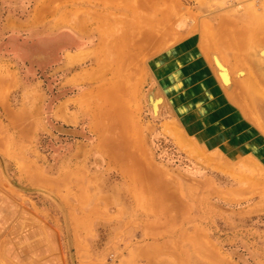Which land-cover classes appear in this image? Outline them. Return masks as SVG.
Returning a JSON list of instances; mask_svg holds the SVG:
<instances>
[{"label": "rangeland", "instance_id": "1", "mask_svg": "<svg viewBox=\"0 0 264 264\" xmlns=\"http://www.w3.org/2000/svg\"><path fill=\"white\" fill-rule=\"evenodd\" d=\"M114 1L0 0V264H264V96L242 107L261 128L151 106L160 88L174 94L155 63L188 37L219 77L214 57L264 93V0H142L139 30L155 10L170 22L118 48L96 18L108 5L114 24L128 18V0Z\"/></svg>", "mask_w": 264, "mask_h": 264}, {"label": "crops", "instance_id": "2", "mask_svg": "<svg viewBox=\"0 0 264 264\" xmlns=\"http://www.w3.org/2000/svg\"><path fill=\"white\" fill-rule=\"evenodd\" d=\"M199 44L200 41L198 38L188 37L180 45L172 47L158 58V61L155 63V78L163 90L171 89L174 93L172 99L169 100L164 96L162 89H159L158 93L160 98L163 99L160 109L162 106H166L168 112L179 122L184 121L186 118L190 120L188 121L190 123L214 125L220 124L221 122L241 121V116H243L245 119L247 118L246 120L253 121L256 128H259L257 126V120L251 114H248V112L246 113L242 107L250 106L252 108L249 97H253V103L255 105L259 104V100L255 96L257 94L264 96V93L259 90L258 83L260 81L258 80V83H256L253 77L248 76L238 79L235 78L232 79L229 88L225 87L219 75L213 72L212 68H209L210 66L208 67L205 56L203 57L200 54V50L197 47L200 46ZM14 47L17 48V44ZM262 71H264V67H262ZM227 100L231 105L228 106V103H226ZM261 125H263L262 121ZM193 134L203 137L197 131ZM224 138L226 136L222 132H217L215 135L210 136V140H212L214 146L224 145L222 142ZM246 138L251 140V150H254L260 141H262L260 140L261 138L255 137L249 131L246 132L244 140ZM247 146L246 144H240L236 148L245 150ZM250 149L248 148V150ZM259 152V149L256 150V153Z\"/></svg>", "mask_w": 264, "mask_h": 264}, {"label": "bare ground", "instance_id": "3", "mask_svg": "<svg viewBox=\"0 0 264 264\" xmlns=\"http://www.w3.org/2000/svg\"><path fill=\"white\" fill-rule=\"evenodd\" d=\"M86 0H82V2H85ZM110 1H113V3H114V5L115 6H117V4H116V2L114 1V0H110ZM124 7H125V9H127V11H128V13H129V15H128V18H126V19H118V24L119 25H116V24H114V22H113V19L115 18L114 16H115V14L114 13H112V7L110 6V5H108L107 6V10L108 11H106L105 13V15H103V14H93V17H95L96 15H97V17L96 18H99L100 16H101V19H98V20H100V27L101 28H105V27H108V26H110V28H111V31L114 33V34H111V35H108L107 37H110V38H112V39H114V41H115V43L117 44V48L118 47H120V45L121 44H126L128 41H131V42H133V43H135V44H137V45H140L141 43H142V38L143 39H145L146 41H148V43H150V39L151 38H156L154 35L155 34H159V32H161L162 30H165V28L168 26V24H169V22H170V18H171V12H168V11H164V10H155L154 12H153V15L155 16V18H153L152 20H146V18L144 17V22L143 23H145V26H146V28H145V30H143V31H141V30H139V28L140 29H142V7H143V4H142V0H128L127 2H126V4H124ZM160 14V15H159ZM169 16H170V18H169ZM104 17H105V19H104ZM164 17V18H163ZM167 18V20H165ZM86 20H87V18L86 17H81V19H79L78 20V24H79V26L80 27H82V28H85V23H86ZM166 21V22H165ZM118 31V32H117ZM115 32H117V33H115ZM159 38H160V36H159ZM159 38H157V40L159 39ZM150 45V44H149ZM192 47V46H191ZM199 49L198 50H200V52H203V54H202V56L204 57L205 56V58L208 60V61H206V63L208 64V62L210 63V60H209V58H208V56H207V54L206 53H204V48H203V45L202 46H197ZM195 48V47H194ZM114 49H115V47H114ZM195 50V49H194ZM80 54H82L81 52H79ZM185 54V53H184ZM77 55H78V53H77ZM83 55V54H82ZM82 55H78L79 57H82ZM186 55V54H185ZM83 56H85V54L83 55ZM258 56H259V58L261 59V60H263L264 61V48H262L260 51H259V53H258ZM184 57V56H183ZM77 58V56H71L70 57V55L68 56V59H70V60H73V59H76ZM84 57H82L81 59H83ZM180 58H182V57H180ZM201 58V57H200ZM78 59H80V58H78ZM80 59V60H81ZM194 59V58H193ZM205 59V60H206ZM85 60V59H84ZM182 60V59H181ZM181 60H179V61H181ZM198 60V59H197ZM74 61V60H73ZM78 61V60H77ZM78 62H80V61H78ZM187 62V61H186ZM191 64V63H190ZM204 64V63H203ZM207 64H206V66H207ZM216 64V66L218 67V69H219V73H220V78H221V81H222V83L225 85V86H229L230 84H231V81H232V76L230 75V71H229V69L225 66V65H223L222 64V62H220V60L218 59V58H216V57H214V65ZM187 67V66H186ZM191 67V66H190ZM194 67V66H193ZM208 67H209V64H208ZM189 68V67H188ZM209 68H211V67H209ZM194 69H195V67H194ZM205 69V68H204ZM203 69V70H204ZM189 70V69H188ZM201 71V70H200ZM197 72H199V71H197ZM202 72V71H201ZM214 72V71H213ZM215 73L217 74V71H216V69H215ZM245 74H247V71H238V72H236L235 73V76L236 77H242V76H245ZM185 75H186V73H185ZM181 76V75H180ZM192 76V75H191ZM190 76V77H191ZM193 80V79H192ZM200 80V79H199ZM186 84V83H185ZM183 87V86H182ZM181 87V88H182ZM120 91H123V90H119V91H117V92H119L120 93ZM116 92V93H117ZM5 93V92H4ZM121 95V94H120ZM114 96H118V94H116L115 95V91H114ZM106 97V96H105ZM111 97H113L112 95H110V98ZM115 98V97H114ZM151 98V97H150ZM113 99V98H112ZM111 99V101L113 102L114 101V103L116 102V103H119L120 101L119 100H117L118 99V97H116V99H113L112 100ZM84 101V100H83ZM117 101H119V102H117ZM162 102V99L161 98H159L158 96H156V97H154V99L152 98V102H151V106H152V109H153V112H154V114H158V112H159V106H160V103ZM116 103L113 105V103H112V105L113 106H116ZM122 105V103L120 104V106ZM117 106H119V105H117ZM119 106V107H120ZM119 107L117 108V109H119ZM123 107H121V109H122ZM200 113V112H199ZM117 118V117H116ZM116 118H114V121H115V119ZM120 118V116L117 118V119H119ZM116 119V120H117ZM257 120V126L259 127V128H261L262 127V125H261V123H260V119H256ZM113 121V120H112ZM112 123H114V122H111V126L114 128V129H116V126L117 125H112ZM114 124H117V123H114ZM109 125V124H108ZM172 128V127H171ZM110 131H113L112 129L110 130ZM169 132V131H168ZM115 134V133H114ZM120 134V133H119ZM173 134V133H172ZM174 135L175 136H177V135H179V138H178V143H180V145L181 144H183V145H186L185 143L187 142V140H185L184 138H183V136L182 135H180L179 133H178V131L176 130L175 132H174ZM116 136V135H115ZM122 136V135H121ZM121 136L119 137V139L121 138ZM118 137H116V138H118ZM116 140V139H115ZM117 142H118V140H117ZM195 147V146H194ZM198 147V146H197ZM197 147H195L196 149H197ZM133 148V147H132ZM139 148V147H138ZM141 148V147H140ZM193 148V147H192ZM253 149V148H252ZM136 150V149H135ZM141 150V149H140ZM190 150V149H189ZM142 151V150H141ZM141 154V153H140ZM204 155V154H203ZM141 156V155H140ZM216 159V158H215ZM218 159V158H217ZM216 159V160H217ZM211 160V159H210ZM216 162V161H215ZM217 162H219V159H218V161ZM216 162V163H217ZM138 170V169H137ZM136 171V170H135ZM140 170H138V171H136V172H139ZM134 173V172H133ZM132 173V175H133V177L135 176L134 174H137V173H134L133 174ZM142 174V173H141ZM141 174L139 173V174H137L139 177L141 176ZM158 174L156 173V176H157ZM161 175V174H160ZM146 177H147V175H145ZM149 176V180H148V182L150 181V179H151V181L153 180H156V178L154 177V176H150V174L148 175ZM159 176V175H158ZM139 177H136L135 176V179H136V181H137V179L139 180L140 178V180L142 181V179H148V178H142V176L139 178ZM157 179H158V177H157ZM163 184H165V183H163ZM162 183H160V186H163V187H166L167 185L165 184V185H163ZM37 188H40L41 189V187H37ZM162 188L160 187L159 189H157L156 190V192H155V194H158L159 196L162 194L161 192H163L164 190H161ZM45 190V189H44ZM47 191V190H46ZM157 192H159V193H157ZM159 196H158V198H159ZM161 197H163L162 195L160 196V199H162ZM170 200H172V198L171 199H169V201ZM61 201V200H60ZM163 202H164V199L162 200ZM165 201L167 202V200L165 199ZM168 201V202H169ZM173 201H171V202H169L170 203V205H169V208H170V206H172L173 207V203H172ZM171 203H172V205H171ZM168 208V207H167Z\"/></svg>", "mask_w": 264, "mask_h": 264}, {"label": "water", "instance_id": "4", "mask_svg": "<svg viewBox=\"0 0 264 264\" xmlns=\"http://www.w3.org/2000/svg\"><path fill=\"white\" fill-rule=\"evenodd\" d=\"M24 190H26V191H33V190H30V189H24Z\"/></svg>", "mask_w": 264, "mask_h": 264}]
</instances>
